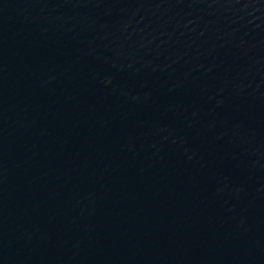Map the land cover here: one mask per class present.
Listing matches in <instances>:
<instances>
[{
	"label": "water",
	"instance_id": "1",
	"mask_svg": "<svg viewBox=\"0 0 264 264\" xmlns=\"http://www.w3.org/2000/svg\"><path fill=\"white\" fill-rule=\"evenodd\" d=\"M0 264H264V0H0Z\"/></svg>",
	"mask_w": 264,
	"mask_h": 264
}]
</instances>
